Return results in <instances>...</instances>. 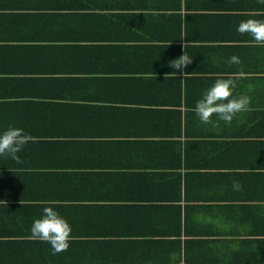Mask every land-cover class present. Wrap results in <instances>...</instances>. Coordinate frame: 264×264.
Here are the masks:
<instances>
[{"label": "crops", "instance_id": "crops-1", "mask_svg": "<svg viewBox=\"0 0 264 264\" xmlns=\"http://www.w3.org/2000/svg\"><path fill=\"white\" fill-rule=\"evenodd\" d=\"M2 3L31 10L0 12V131L13 125L33 140L18 153L19 163L0 156V241L6 243L0 259L264 264V139L250 138L264 135V47L236 32L250 18V5L264 19V4ZM178 26L185 32L174 41ZM185 43L192 63L177 71L168 65ZM232 55L241 63L229 65ZM172 72L176 77H165ZM229 74L236 76L233 95L249 96L251 110L230 124L215 115L201 123L195 102ZM184 148L198 179L188 203L186 168L178 165ZM230 169L250 172V186L234 190L237 174ZM46 200L72 228L68 250L56 255L46 242L30 239Z\"/></svg>", "mask_w": 264, "mask_h": 264}, {"label": "clouds", "instance_id": "clouds-1", "mask_svg": "<svg viewBox=\"0 0 264 264\" xmlns=\"http://www.w3.org/2000/svg\"><path fill=\"white\" fill-rule=\"evenodd\" d=\"M257 3L264 4V0H257ZM236 32L242 36H250V42L254 46L264 47V19L248 18L241 20L238 22ZM187 45L188 43L183 44L184 53L179 58L171 60L169 67L179 71L192 63V57H189L186 51ZM227 63L229 65L240 64L241 61L238 56L232 55L228 58ZM187 74L186 72L182 73L183 77ZM176 75V72H172L166 74L165 77H176ZM239 75L242 76L243 73ZM235 79L236 76L231 74L218 76L214 83L203 91L200 99L195 102L192 109L201 123H212V117L215 115L219 120L230 124L238 113L251 110V98L249 96L233 95V89L236 87ZM32 140L31 134L26 133L23 128L9 125L6 129L0 131V156L11 158L19 163L18 153L23 150L24 145ZM240 187L238 181H233L234 190H240ZM41 203L43 205L42 214L40 217L34 218L30 226V239L48 243L51 246L53 255L67 251L72 238L71 225L55 210L53 201L46 200Z\"/></svg>", "mask_w": 264, "mask_h": 264}, {"label": "trees", "instance_id": "trees-1", "mask_svg": "<svg viewBox=\"0 0 264 264\" xmlns=\"http://www.w3.org/2000/svg\"><path fill=\"white\" fill-rule=\"evenodd\" d=\"M160 9H164V10H172V6H167V5H163V6H159ZM163 7H166V8H163ZM31 5H22V4H5V3H2L0 4V12L2 11H6V10H31ZM151 10V9H149ZM251 10H260V9H252L251 8V5H250V18H255V19H258V13L255 12V11H251ZM26 12H30V11H26ZM255 12V13H254ZM144 14V13H142ZM162 17V18H161ZM165 17V13H159L157 16H156V19H158L160 21V23L163 22V19ZM183 26V25H182ZM179 28V31L176 32V37H175V40H178L182 35L183 33L185 32L181 26H178ZM182 32H181V30ZM180 35V36H179ZM178 37V38H177ZM255 108V107H254ZM259 115H262V112L259 113ZM261 119V118H260ZM258 120V125H261V120ZM250 134H263V132H258V131H255V132H250ZM251 136H257V135H250V138H257V139H264V135H258V137H251ZM262 136V137H261ZM182 156V155H181ZM183 163L181 161L178 162V165L179 166H182L184 168H186V172L184 173L183 175V190H184V195H185V202H189V198H191L189 196V186L192 185V184H195L196 182L198 183V179L196 178V174L191 171L193 170L191 168V165L188 163V161L186 160V155H185V148H184V152H183ZM234 170V169H233ZM231 171L228 170V172L232 173V174H237V178L235 181H238L240 183V185L242 186H250V177L248 175H250V172H246V171ZM197 186H199V184H197ZM179 232V231H177ZM185 232L187 233V228L185 227ZM0 244H6L5 242H1L0 241ZM12 245H18V247H21L23 250H27V247L28 245H30V243H11ZM40 244H43V243H40ZM46 245H49L48 243H45ZM83 244H86V243H83ZM0 251H1V248H0ZM30 260L26 261V260H23V262H29ZM100 261V262H99ZM105 260H97L95 259L94 262L95 263H103ZM16 262V260H11L9 258H3V259H0V264H17V263H14ZM79 262L80 263H87V259L84 258V259H79Z\"/></svg>", "mask_w": 264, "mask_h": 264}]
</instances>
